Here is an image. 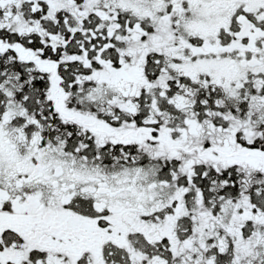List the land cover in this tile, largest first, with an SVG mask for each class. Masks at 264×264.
Here are the masks:
<instances>
[{
  "label": "snow or ice",
  "instance_id": "1",
  "mask_svg": "<svg viewBox=\"0 0 264 264\" xmlns=\"http://www.w3.org/2000/svg\"><path fill=\"white\" fill-rule=\"evenodd\" d=\"M0 264H264V0H0Z\"/></svg>",
  "mask_w": 264,
  "mask_h": 264
}]
</instances>
